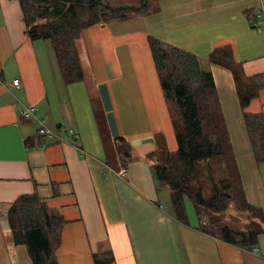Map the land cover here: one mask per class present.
Wrapping results in <instances>:
<instances>
[{
    "label": "crops",
    "instance_id": "obj_1",
    "mask_svg": "<svg viewBox=\"0 0 264 264\" xmlns=\"http://www.w3.org/2000/svg\"><path fill=\"white\" fill-rule=\"evenodd\" d=\"M149 37L193 54L211 74L244 199L264 211V160H255L243 121L264 117V88L242 107L233 73L209 61L228 48L245 82L264 81V0H156L145 13L83 30L94 94L84 82L64 84L49 42L26 34L18 1L0 0V264H31L7 221L10 205L31 193L64 221L57 264H264V233L250 249L208 236L188 200V225L174 218L153 174L160 141L168 152L177 144ZM41 127L73 129L77 139L50 143Z\"/></svg>",
    "mask_w": 264,
    "mask_h": 264
},
{
    "label": "trees",
    "instance_id": "obj_2",
    "mask_svg": "<svg viewBox=\"0 0 264 264\" xmlns=\"http://www.w3.org/2000/svg\"><path fill=\"white\" fill-rule=\"evenodd\" d=\"M16 1L26 34L33 40L49 42L64 84L84 82L89 93L91 78L83 57L82 31L99 23L124 21L149 7L145 2L111 4L107 0ZM147 43L177 144L174 152H168L160 141L153 166L156 181L169 190L174 218L188 225L185 209V200H188L195 208L202 233L243 249L254 247L264 233V211L244 199L211 74L202 71L196 57L189 52L152 37ZM209 61L233 73L242 107L254 97L256 90L264 88L263 80H243L228 48L213 51ZM91 98L104 148L111 154L103 111L98 99L93 95ZM243 121L254 158L261 162L264 160V117L243 114ZM214 156L222 158L227 178L217 182L210 175L212 191L207 198L201 188L193 190L190 184L197 178L195 163ZM231 202L237 211L248 215L242 229H234L221 220ZM7 221L14 245L26 248L31 264H57L55 252L64 221L36 193L19 196L8 209Z\"/></svg>",
    "mask_w": 264,
    "mask_h": 264
},
{
    "label": "rangeland",
    "instance_id": "obj_3",
    "mask_svg": "<svg viewBox=\"0 0 264 264\" xmlns=\"http://www.w3.org/2000/svg\"><path fill=\"white\" fill-rule=\"evenodd\" d=\"M111 4H138L147 3L148 5L154 6L156 0H107ZM149 9V7H148ZM148 9L143 10L141 13H145ZM132 15V14H131ZM129 15V16H131ZM90 94H94L93 89L90 90ZM92 100V98H91ZM197 178L191 182V188L196 190L201 188L204 191L205 197L209 198L211 196V180L210 175L214 181H222L227 178V173L225 170L224 163L220 156H214L212 158L203 159L195 163ZM221 220L226 225L239 230L242 229L248 220L247 213L239 212L236 210L235 205L231 202L229 208L222 215Z\"/></svg>",
    "mask_w": 264,
    "mask_h": 264
},
{
    "label": "built area",
    "instance_id": "obj_4",
    "mask_svg": "<svg viewBox=\"0 0 264 264\" xmlns=\"http://www.w3.org/2000/svg\"><path fill=\"white\" fill-rule=\"evenodd\" d=\"M11 84L14 86H18V80H13ZM33 112H34L33 108L25 109L22 111V115L28 117L29 115H32ZM38 135L43 138H46V140L50 143L61 142L65 139L66 135L70 136L73 140L77 139V133L73 129H68L67 131H60V130L54 131L45 127H41L38 129ZM45 145L46 143H44L42 147Z\"/></svg>",
    "mask_w": 264,
    "mask_h": 264
}]
</instances>
